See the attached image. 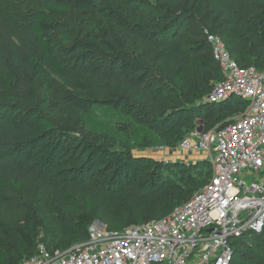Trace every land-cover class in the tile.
Wrapping results in <instances>:
<instances>
[{"label": "trees", "instance_id": "1", "mask_svg": "<svg viewBox=\"0 0 264 264\" xmlns=\"http://www.w3.org/2000/svg\"><path fill=\"white\" fill-rule=\"evenodd\" d=\"M24 18L27 29L9 28L0 45V119L17 130L0 145V264H21L38 241L81 242L96 220L120 232L163 218L212 176L205 160L134 155L74 122L102 108L128 120L138 145L175 147L200 121L208 130L246 106L202 100L223 78L207 34L239 66H264V0H31ZM65 25L74 36L61 43ZM232 244L231 264H264V229Z\"/></svg>", "mask_w": 264, "mask_h": 264}, {"label": "built area", "instance_id": "2", "mask_svg": "<svg viewBox=\"0 0 264 264\" xmlns=\"http://www.w3.org/2000/svg\"><path fill=\"white\" fill-rule=\"evenodd\" d=\"M206 38L223 78L202 100L246 102L222 125L204 130L200 121L177 145L210 164L208 182L163 218L117 233L92 223L88 237L70 247L50 250L38 241L36 252L21 264H231L233 239L262 233L264 66H239L221 38Z\"/></svg>", "mask_w": 264, "mask_h": 264}, {"label": "rangeland", "instance_id": "3", "mask_svg": "<svg viewBox=\"0 0 264 264\" xmlns=\"http://www.w3.org/2000/svg\"><path fill=\"white\" fill-rule=\"evenodd\" d=\"M31 0H0V45L5 41L8 33V29L12 28L16 32L20 33L22 30L27 29L24 13ZM217 0H202L204 6H213ZM99 22L94 21L90 28L91 33L98 31ZM73 30L69 25H65L57 33L56 38L61 43H67L73 38ZM21 60H26V53L21 52ZM9 101V100H7ZM3 108L7 109L3 102L0 106V111ZM91 120H85L81 122H74L77 131L93 140L110 139L114 148L118 149H130L134 155H147L155 159L162 161H189L192 163L202 162L203 157L198 153H184L175 147H169L168 145H157L156 142H149L147 147L138 145L130 134L124 132L123 126H126L128 120L122 115L115 112H108L105 109L98 108L91 111ZM55 119L60 124H70L66 122L61 114H56ZM15 130L9 122V118L5 117L0 119V145L5 141L10 140L12 135L15 134ZM2 149V148H0ZM204 161V160H203ZM0 163H8L5 156H0ZM203 174H201V177ZM178 184V180L174 182ZM193 194L190 196V198ZM109 205L112 208H116L117 204L113 201H109ZM98 226V224H94ZM112 233L119 232L115 227L109 229ZM264 254V249H263Z\"/></svg>", "mask_w": 264, "mask_h": 264}, {"label": "water", "instance_id": "4", "mask_svg": "<svg viewBox=\"0 0 264 264\" xmlns=\"http://www.w3.org/2000/svg\"><path fill=\"white\" fill-rule=\"evenodd\" d=\"M201 129H202V126H201V125L198 126L197 130H198V131H201ZM94 223L98 224L100 227H103L102 223L99 222L98 220H96Z\"/></svg>", "mask_w": 264, "mask_h": 264}]
</instances>
